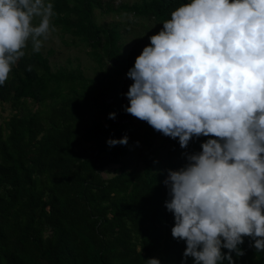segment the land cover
<instances>
[{"label":"trees","instance_id":"1","mask_svg":"<svg viewBox=\"0 0 264 264\" xmlns=\"http://www.w3.org/2000/svg\"><path fill=\"white\" fill-rule=\"evenodd\" d=\"M115 1L52 0L53 26L89 50L95 77L53 70L49 57L29 44L0 86V108L10 112L0 120V264H146L150 258L181 264L186 244L171 236L163 181L207 138H194L187 149L167 138L162 149L153 148V128L124 111L129 85L123 80L140 53L126 55L120 24H98L95 11L162 29L188 0L114 7ZM125 135L127 146L106 143ZM140 140L145 154L140 167L130 168L126 156ZM240 247L245 255L233 253L236 264H264V252L249 248L248 238Z\"/></svg>","mask_w":264,"mask_h":264},{"label":"clouds","instance_id":"2","mask_svg":"<svg viewBox=\"0 0 264 264\" xmlns=\"http://www.w3.org/2000/svg\"><path fill=\"white\" fill-rule=\"evenodd\" d=\"M55 15L52 0H0V86L29 44L41 51ZM162 25L126 74L124 111L182 149L207 138L167 170L164 207L181 264H236L245 238L264 252V0H188Z\"/></svg>","mask_w":264,"mask_h":264},{"label":"rangeland","instance_id":"3","mask_svg":"<svg viewBox=\"0 0 264 264\" xmlns=\"http://www.w3.org/2000/svg\"><path fill=\"white\" fill-rule=\"evenodd\" d=\"M103 2L107 0H102ZM140 0H116L113 4L117 7L120 4H133ZM95 19L98 24L108 25L113 23L120 24L121 31L123 33L122 46L123 52L127 55L131 51H138L140 54L143 48L150 44L149 37L157 34L161 28L155 25L152 21L145 19L134 20L130 16L115 15V14H103L100 11H95ZM135 23V24H134ZM137 23V24H136ZM89 50L82 45L73 44L72 39L69 36H61L59 31L51 33L47 40H44L41 52L49 57L50 64L53 70L59 68H67L70 70H80L84 75L88 77H95L96 68L94 63L88 57ZM124 83L131 85L133 81L124 77ZM4 111L0 108V120L7 118L10 114L9 107L3 106ZM168 137L153 131L152 145L155 149H162V146H166V140ZM145 154L143 141L140 140L139 146H134L126 156V160L130 168L140 167V157ZM161 164L165 162V154L162 151L160 153ZM117 167L112 166L108 168L109 176H112L114 170Z\"/></svg>","mask_w":264,"mask_h":264}]
</instances>
